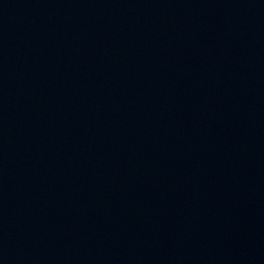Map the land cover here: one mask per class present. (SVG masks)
<instances>
[{
	"label": "water",
	"instance_id": "water-1",
	"mask_svg": "<svg viewBox=\"0 0 264 264\" xmlns=\"http://www.w3.org/2000/svg\"><path fill=\"white\" fill-rule=\"evenodd\" d=\"M0 264H264V0H0Z\"/></svg>",
	"mask_w": 264,
	"mask_h": 264
}]
</instances>
